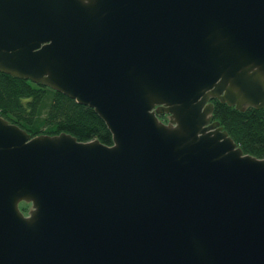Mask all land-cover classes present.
I'll list each match as a JSON object with an SVG mask.
<instances>
[{"label":"water","instance_id":"water-1","mask_svg":"<svg viewBox=\"0 0 264 264\" xmlns=\"http://www.w3.org/2000/svg\"><path fill=\"white\" fill-rule=\"evenodd\" d=\"M0 70L113 135L0 115V264H264V157L211 101L264 108V0H0Z\"/></svg>","mask_w":264,"mask_h":264},{"label":"trees","instance_id":"trees-1","mask_svg":"<svg viewBox=\"0 0 264 264\" xmlns=\"http://www.w3.org/2000/svg\"><path fill=\"white\" fill-rule=\"evenodd\" d=\"M213 115L228 130L244 152L264 157V108L239 109L217 97ZM0 115L18 124L32 135L69 132L80 140L99 138L113 143L106 121L96 109L44 83L0 70ZM160 114L161 119H167ZM31 202L20 207L29 213Z\"/></svg>","mask_w":264,"mask_h":264},{"label":"rangeland","instance_id":"rangeland-1","mask_svg":"<svg viewBox=\"0 0 264 264\" xmlns=\"http://www.w3.org/2000/svg\"><path fill=\"white\" fill-rule=\"evenodd\" d=\"M167 117V116H166Z\"/></svg>","mask_w":264,"mask_h":264}]
</instances>
